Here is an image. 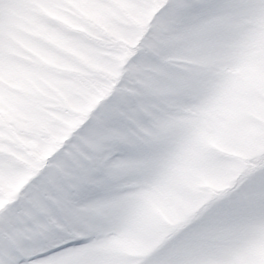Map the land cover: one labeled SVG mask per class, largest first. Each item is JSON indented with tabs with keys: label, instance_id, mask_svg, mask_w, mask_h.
I'll list each match as a JSON object with an SVG mask.
<instances>
[{
	"label": "snow or ice",
	"instance_id": "1",
	"mask_svg": "<svg viewBox=\"0 0 264 264\" xmlns=\"http://www.w3.org/2000/svg\"><path fill=\"white\" fill-rule=\"evenodd\" d=\"M253 113L264 0H0V264H264Z\"/></svg>",
	"mask_w": 264,
	"mask_h": 264
},
{
	"label": "rangeland",
	"instance_id": "2",
	"mask_svg": "<svg viewBox=\"0 0 264 264\" xmlns=\"http://www.w3.org/2000/svg\"><path fill=\"white\" fill-rule=\"evenodd\" d=\"M21 31L25 35H31L38 31V28L35 24L28 23L27 21L23 25ZM42 39H50V37H41ZM74 58H78V53H73ZM40 66L42 69L46 70L48 67H50L49 60H41ZM64 74L71 75L74 70V65L71 62H65L61 69ZM41 84L44 89H46L48 92L54 94V89L50 82L41 81ZM11 86L19 91L21 94H23L26 90L32 89V91H37L35 86L32 82V77L28 74L19 73L12 77L11 80ZM252 119L255 121H258L260 123H264V117H261L258 113L252 114ZM219 150V149H218Z\"/></svg>",
	"mask_w": 264,
	"mask_h": 264
},
{
	"label": "clouds",
	"instance_id": "3",
	"mask_svg": "<svg viewBox=\"0 0 264 264\" xmlns=\"http://www.w3.org/2000/svg\"><path fill=\"white\" fill-rule=\"evenodd\" d=\"M245 37H246V33H240L236 37L235 44L237 45V47H234L231 50V55L233 57V61H232V67L233 68H237V69L242 68V65L239 63V60L243 54V44H244ZM225 67H227V65H222V66L218 67V69L216 70V74L222 75ZM226 146L232 147L233 144L229 143Z\"/></svg>",
	"mask_w": 264,
	"mask_h": 264
}]
</instances>
